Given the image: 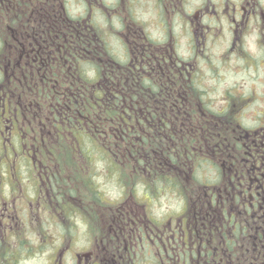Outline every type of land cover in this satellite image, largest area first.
Here are the masks:
<instances>
[{"label":"flooded vegetation","instance_id":"flooded-vegetation-1","mask_svg":"<svg viewBox=\"0 0 264 264\" xmlns=\"http://www.w3.org/2000/svg\"><path fill=\"white\" fill-rule=\"evenodd\" d=\"M97 35L101 56L111 51L138 75L180 77L166 86L178 96L130 101L139 128L142 107L157 103L182 106L198 129L212 128L179 162L169 146L151 149L167 163L149 175L180 184L176 214L156 218L139 200L161 191L139 195L123 178L111 179L122 191L108 198L90 163H72L87 159L83 149L64 146L74 143V121L65 128L20 90L29 79L38 89L61 60L93 56ZM215 57L248 79L259 71L264 0H0V264H232L250 240L264 249V91L252 92L264 90V68L251 92L244 78L217 105L204 83Z\"/></svg>","mask_w":264,"mask_h":264},{"label":"trees","instance_id":"trees-1","mask_svg":"<svg viewBox=\"0 0 264 264\" xmlns=\"http://www.w3.org/2000/svg\"><path fill=\"white\" fill-rule=\"evenodd\" d=\"M96 37L94 45L97 52L93 56L75 61L61 60L51 71H46L38 89L37 80L29 79L26 87H20V90H25V96L32 101L33 107L36 100L49 107L56 119L63 120L65 128L70 119L74 121V143L64 146L82 148V154L87 159L76 158L71 160L72 163L88 162L93 169L100 163L109 170L111 179L123 178L125 183L134 185L140 180L144 181L149 190L161 191L158 195L164 193V187H180L174 179L164 181L163 176L153 178L149 175L150 171H159L153 165L162 163L161 168H164L167 163L165 155L157 158L151 149L169 146L171 149L167 156L171 158V162H179L186 150L201 139L199 134L210 132L212 128L205 129V124L204 129H198L199 126L186 120L182 106H166L163 103L142 107L146 110L143 113L146 119L139 120V128L134 121L135 106L130 101L138 99V96L158 100L178 96L177 93L168 92L166 86L170 82L179 83L180 77L174 70L172 73L176 77L172 76L171 80L152 77L149 73L138 75L139 72L133 65L121 61L111 51L101 56L98 52L101 41L98 35ZM198 91L195 86L191 94L196 98ZM44 106L42 108L47 110ZM207 108L212 110L211 107ZM169 114L167 122H162ZM150 116L156 122H152ZM59 128L63 129L62 126ZM123 149L130 153L122 151ZM134 167L141 170L133 171ZM237 246H241L240 242L233 245L238 249ZM232 258V264H264V249L250 240L245 249L235 251Z\"/></svg>","mask_w":264,"mask_h":264},{"label":"rangeland","instance_id":"rangeland-1","mask_svg":"<svg viewBox=\"0 0 264 264\" xmlns=\"http://www.w3.org/2000/svg\"><path fill=\"white\" fill-rule=\"evenodd\" d=\"M225 50L223 51V53ZM123 60V59H122ZM213 66L210 68H206L204 72H206L205 77H204V83L207 84L208 86H211V88L214 86L215 91L211 92L210 91V97L211 99H215L217 105H222L223 104V97L226 93L225 88L227 86H230V84L234 82H242L244 78H247L246 82V92H251L252 90H249L252 84H259V81L256 80V76H259V74L263 73V68L264 65L260 67L259 71L255 70L254 72L257 71L256 76H254V72L250 73V79L245 75V72L242 71L238 73V67L235 62H229L225 58H217L215 57L213 60ZM218 69L220 74H216V77L213 75V70ZM243 69V66H242ZM261 78V77H260ZM264 90L258 89L257 91H252V92H258L262 93ZM259 106V102H256V105L252 106L250 110L256 108ZM99 170L97 171L98 173L96 174V179L99 180L100 184H106V189L108 192V198H114L116 196L120 195V191L122 189L120 187H117L116 183L111 180L110 177L106 178L105 175V170H101V164L98 165ZM143 188V184H139V187L136 188L137 194L141 195ZM146 197V196H145ZM147 198V197H146ZM139 200V198H138ZM150 200H143L140 198V202H142V205H145L149 211L154 212V216L156 218H162L165 214H176L174 212H177L181 208L184 207V200L181 199L180 193H174V191H168L167 193L159 195L158 199H151Z\"/></svg>","mask_w":264,"mask_h":264}]
</instances>
